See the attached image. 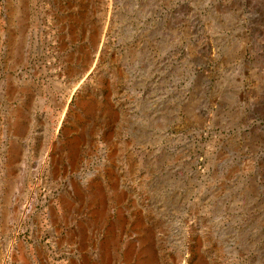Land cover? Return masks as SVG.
<instances>
[{
  "label": "rangeland",
  "instance_id": "obj_1",
  "mask_svg": "<svg viewBox=\"0 0 264 264\" xmlns=\"http://www.w3.org/2000/svg\"><path fill=\"white\" fill-rule=\"evenodd\" d=\"M0 264H264V0H0Z\"/></svg>",
  "mask_w": 264,
  "mask_h": 264
}]
</instances>
